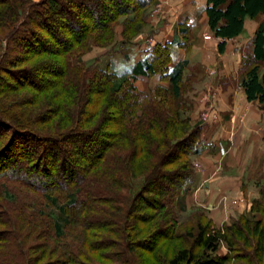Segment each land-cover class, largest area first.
Segmentation results:
<instances>
[{"label": "trees", "instance_id": "obj_1", "mask_svg": "<svg viewBox=\"0 0 264 264\" xmlns=\"http://www.w3.org/2000/svg\"><path fill=\"white\" fill-rule=\"evenodd\" d=\"M158 2L0 0V264H264V182L223 228L188 212L207 146L184 98L189 61L171 66L160 42L122 76L84 60L127 50ZM204 12L223 55L264 0ZM250 63L241 87L264 109V20ZM153 76L150 92L135 85Z\"/></svg>", "mask_w": 264, "mask_h": 264}, {"label": "rangeland", "instance_id": "obj_2", "mask_svg": "<svg viewBox=\"0 0 264 264\" xmlns=\"http://www.w3.org/2000/svg\"><path fill=\"white\" fill-rule=\"evenodd\" d=\"M205 1L206 0H159V2L147 12V16H144V18L147 19V23H144L140 34L132 40V44L127 50L115 52L112 49H94L90 54L84 57V60L89 63L96 61L99 67L111 69V71L122 76L132 69L138 57L143 56V46L146 44H151V46H153L159 41H163L164 44H167L166 42L173 39L175 29H177V26L180 27L179 24L182 23V27L179 29H184L185 26L183 24L193 22L194 25L189 27L186 37L181 33V40L187 43L188 51H186L185 54L190 62V67L186 70L187 77H185L189 79V81H187L184 86V98L189 105L193 106L191 112L188 113L192 120V125L200 123L203 126L204 132L208 125L210 127L209 123L219 122L222 118H227L228 121L235 120L236 118V122L240 118L243 120L250 109L247 108L249 105L246 101L244 90L241 87V81L245 76V72L251 68L250 53L252 39L260 23L264 20V17L261 16L256 20H248L245 34L238 39L228 42L226 53L221 55L218 50L219 40L209 30L207 22L202 20ZM120 30L121 29H118L117 41L121 40L119 34ZM262 71H264V65L262 66ZM136 83L139 90H145L144 92H150L156 87V84H159L156 79L151 80L144 77H140L135 84ZM237 105L241 108V115L239 116L236 114L235 109ZM252 106L264 112V109L258 104L255 103L252 104ZM214 124L215 123L211 125ZM263 124L264 118L258 120V125L260 127ZM261 132L264 135V130H261ZM258 136L261 135L259 134ZM208 141L215 146L213 144L215 140L209 139ZM204 143L207 142L204 140ZM261 148L262 147L257 148L256 153L249 159L251 162H254L255 166L251 167V163L249 170H247V174L245 173L246 177L249 176V179L252 180L251 184L255 186L251 187V191L253 192L252 201L259 198V190L264 182V151L261 152ZM224 152L225 155L220 156L221 158L228 155L226 151ZM201 162L202 160L200 158H194L193 168L196 171H201L203 169V164ZM197 164L201 166V169L196 168ZM220 165L221 164H219V166ZM217 171H219V169ZM224 172L225 171H223V173ZM227 173L237 176L240 175V172L235 171V169H227ZM223 201L229 204L231 199L226 197ZM0 203L7 206L9 204L1 197ZM200 209L206 213L209 212L206 207H200ZM187 215L188 213L186 212L183 214V217H187ZM233 222L234 220H232L230 224ZM226 252L227 249L223 246L220 250V254L224 255ZM227 264L247 263L237 262L231 259Z\"/></svg>", "mask_w": 264, "mask_h": 264}, {"label": "crops", "instance_id": "obj_3", "mask_svg": "<svg viewBox=\"0 0 264 264\" xmlns=\"http://www.w3.org/2000/svg\"><path fill=\"white\" fill-rule=\"evenodd\" d=\"M202 20L207 22L204 10ZM185 24L187 26H185L184 29H187V31L189 27L194 25L193 22ZM179 25L182 27V23ZM180 27L177 26V29H175L173 39L166 42L171 46L173 59L171 66H176L180 62L189 61V58H186L185 54L188 50L178 44L179 42L187 44L181 40V33L184 29H179ZM159 42L163 43V41ZM219 42H221V40H219ZM151 47V44H146L142 47L144 49L142 50L143 56L138 57V59L135 60V64L144 59L145 54L143 51L149 50ZM138 79H140V77ZM150 79H156L157 82H159V76H153ZM135 85L138 88L137 83ZM247 103L249 105L247 108H249L250 111L244 118L242 117L243 120L240 118V121L238 120L236 122V118L231 121H228L227 118H222L219 122L209 123L210 127L208 125L205 128L202 138L207 142L205 143L207 146L203 155L200 157L203 169L201 171H196L195 189L193 193L186 198L188 212L194 207H206L209 211L207 214L218 228H222L226 224L229 225L232 220H236L239 216L249 211L252 203L253 192L251 191V187L255 186L251 184L252 180L249 179V176L246 177L245 173L247 174V170H249L251 163V167L255 166L254 162H251L249 159L256 153L257 148L262 147L261 152L264 151V135L261 132V130H264V124L261 127L258 125V120L264 118V112L253 107L254 105L252 106V104L255 103H249L248 101ZM235 109L236 114L238 116L241 115V108L238 105ZM213 123L215 124L211 125ZM259 134L261 136H258ZM209 139L215 140L213 143L215 146L208 141ZM224 151H226L228 155L221 158L220 156L225 155ZM219 164L221 165L219 166ZM218 169L219 171H217ZM227 169H235V171L240 172V175L237 176L227 173ZM223 171L225 172L223 173ZM226 197L231 199L229 204L223 201Z\"/></svg>", "mask_w": 264, "mask_h": 264}, {"label": "built area", "instance_id": "obj_4", "mask_svg": "<svg viewBox=\"0 0 264 264\" xmlns=\"http://www.w3.org/2000/svg\"><path fill=\"white\" fill-rule=\"evenodd\" d=\"M196 168H199V169H201V166L197 164V165H196Z\"/></svg>", "mask_w": 264, "mask_h": 264}]
</instances>
